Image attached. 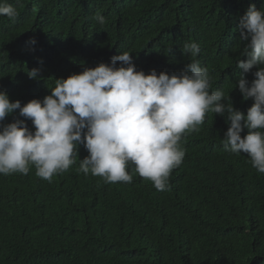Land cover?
I'll list each match as a JSON object with an SVG mask.
<instances>
[{"label": "trees", "instance_id": "obj_1", "mask_svg": "<svg viewBox=\"0 0 264 264\" xmlns=\"http://www.w3.org/2000/svg\"><path fill=\"white\" fill-rule=\"evenodd\" d=\"M0 264H264V0H0Z\"/></svg>", "mask_w": 264, "mask_h": 264}]
</instances>
